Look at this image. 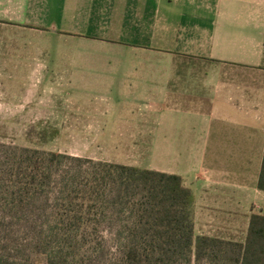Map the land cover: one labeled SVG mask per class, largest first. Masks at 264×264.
Returning a JSON list of instances; mask_svg holds the SVG:
<instances>
[{
  "label": "crops",
  "instance_id": "obj_1",
  "mask_svg": "<svg viewBox=\"0 0 264 264\" xmlns=\"http://www.w3.org/2000/svg\"><path fill=\"white\" fill-rule=\"evenodd\" d=\"M0 20V82L30 100H140L139 129L171 148L153 169L193 189L197 234L249 226L264 204V0H0ZM59 114V130H101Z\"/></svg>",
  "mask_w": 264,
  "mask_h": 264
},
{
  "label": "trees",
  "instance_id": "obj_2",
  "mask_svg": "<svg viewBox=\"0 0 264 264\" xmlns=\"http://www.w3.org/2000/svg\"><path fill=\"white\" fill-rule=\"evenodd\" d=\"M195 211L179 174L0 142V264H264V213L237 241Z\"/></svg>",
  "mask_w": 264,
  "mask_h": 264
},
{
  "label": "rangeland",
  "instance_id": "obj_3",
  "mask_svg": "<svg viewBox=\"0 0 264 264\" xmlns=\"http://www.w3.org/2000/svg\"><path fill=\"white\" fill-rule=\"evenodd\" d=\"M62 95L60 92L45 100H30L22 98V90L17 93L14 84L0 82V142L149 168L171 160L168 153L163 159L162 152L171 148L157 146L155 130L139 129L140 100L67 99ZM61 111L73 114V118L92 117L101 130H59L61 124L55 118ZM55 129L59 132L54 136ZM255 209L264 213V204H258ZM247 226L246 221L239 220L236 232L221 231V236L244 241ZM106 236L112 245L113 236L111 233ZM193 264L210 263L193 260Z\"/></svg>",
  "mask_w": 264,
  "mask_h": 264
}]
</instances>
